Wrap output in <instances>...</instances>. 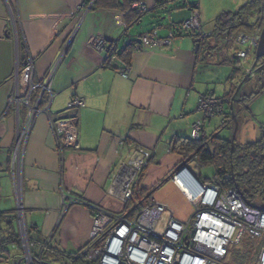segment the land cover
<instances>
[{
  "label": "crops",
  "instance_id": "1",
  "mask_svg": "<svg viewBox=\"0 0 264 264\" xmlns=\"http://www.w3.org/2000/svg\"><path fill=\"white\" fill-rule=\"evenodd\" d=\"M84 1L87 3L82 6ZM93 1L0 0V211L15 209L10 156L17 122L23 123L26 112L21 105L17 117L9 103L17 66L31 58L33 81L38 82L56 64L50 87L54 95L49 100L48 92H44L39 104L43 108L49 102L52 118L74 96L85 99L76 125L77 149L65 148L60 158L44 112L35 115L25 145L21 198L24 224L34 226V239L48 244L51 255H75L87 243L92 218L81 200L122 213L124 202L119 198V188L114 194L109 191L121 162L143 160L146 169L139 183L142 188H150L178 164L181 157L169 150V142L176 135L189 136L191 124L203 117L196 110L201 94L211 91L223 96L234 90L233 97L240 93L242 98L259 91L247 102L244 119L248 126L238 144L264 138V132L258 133L264 127L260 117L264 114V79L259 78L264 70L252 71L243 81L254 56L246 66L249 54L234 61L235 50L223 41L222 48L217 44L220 38L214 19L211 32L203 29L210 37L200 45L196 37L185 35L173 39L167 48H134L128 62L116 56L110 65L107 59L113 49L121 53L131 41L155 27L159 36H165L171 22L188 18L190 1L164 0L161 7H156V0H132L150 8L132 23H127L117 8H92ZM97 36L110 40L106 49L92 47L90 40ZM216 49L219 54L212 58ZM239 61L243 65L236 67ZM235 67L240 70L233 72ZM122 70L127 72L126 77L121 75ZM215 83L219 89L211 88ZM39 92L38 87L32 92L30 105ZM234 103L232 110L236 113ZM227 107L229 111L230 105ZM250 122L254 125L252 132L248 130ZM207 124L215 127L211 119L205 120L204 134ZM229 125L230 121L221 130ZM178 194L167 180L151 198L171 206L178 219L186 220L191 210ZM42 244L33 242L30 249H40ZM48 260L46 264H64L68 259L52 255Z\"/></svg>",
  "mask_w": 264,
  "mask_h": 264
},
{
  "label": "built area",
  "instance_id": "2",
  "mask_svg": "<svg viewBox=\"0 0 264 264\" xmlns=\"http://www.w3.org/2000/svg\"><path fill=\"white\" fill-rule=\"evenodd\" d=\"M136 6L140 11L146 9L143 3ZM196 8L190 10L188 18L174 25V28H169L165 36H159L157 29L142 34L134 48H167L177 35L186 32L198 34L197 39L207 37ZM259 35L260 30L238 31L232 36L224 35L223 41L230 43L236 51V57L243 60L256 48ZM109 42L102 36L90 40L92 47L97 50L105 49ZM55 69L56 64L47 70L41 80L34 82L32 61L31 58H26L16 68L13 76L15 87L9 99L17 117L20 106L24 105L26 108L25 120L23 123L17 122L15 143L10 156V176L16 204L14 213L25 264H34L35 261L41 264L40 259H34L27 241L21 200L25 145L34 117L39 112L48 115L55 148L62 159L65 148H78L76 125L79 111L85 106L83 97L74 96L69 105L54 118L47 112L49 102L46 107H39L44 92H48L49 100L54 95L50 87ZM121 75L126 77L127 72L122 71ZM37 87L40 89L39 95L35 97L33 105H29L31 94ZM224 102L226 100L212 92L199 96L196 110L203 117L191 124V138L200 136L205 120L215 116L223 117ZM142 166L141 159L121 162L119 172L112 179L110 193L114 194L116 188H119V198L125 203L131 195V184ZM185 167L188 168L187 165ZM184 171L185 168H180L169 180L190 207L191 213L186 220L178 219L171 206L153 198L132 218L81 200L92 218L88 241L79 255L83 257L84 264H225L229 248L239 244L246 232L253 238L262 240L253 264H264V210L250 205L235 189L222 190L215 179V183H201L202 186L193 193L181 181L180 176ZM46 245H41L40 253L46 249ZM65 263L71 264L72 261L67 260Z\"/></svg>",
  "mask_w": 264,
  "mask_h": 264
},
{
  "label": "trees",
  "instance_id": "3",
  "mask_svg": "<svg viewBox=\"0 0 264 264\" xmlns=\"http://www.w3.org/2000/svg\"><path fill=\"white\" fill-rule=\"evenodd\" d=\"M163 2L164 0H156V7H161L163 5ZM86 3L87 1H84L83 5H85ZM138 3L143 2L132 0H94L91 4V7L117 8L124 13L126 22L132 23L138 22L141 16L146 11L148 12L150 9L146 6V4L143 3L146 6V9L145 11H140L136 6V4ZM188 5L189 10H191L192 8H196L195 2H190L188 3ZM261 5H264L263 0H249L242 4L236 11H221L220 13H218L214 18V29L215 31H219L220 34H222V41L224 35L232 36L238 31L250 32L254 28L255 22H249L247 21V19H245V17L253 9L261 12ZM177 24L178 23L171 22L168 25V29L171 27L174 28V25ZM153 29H157V27ZM153 29L149 30L148 32L152 31ZM185 35L193 36L196 38L198 36V34L194 32H186L184 34L177 35V38ZM209 37L210 36L207 35V37L205 38L198 39L197 41L199 45L205 42V40ZM138 42L139 39L131 41L121 53L114 49L112 50L110 46L109 50L112 51H110L108 55L107 62L110 63V65L112 64V56H119L125 62H128L129 55L132 53V49H134L135 44ZM227 44L231 46L230 43ZM199 50L198 55L200 56L201 51ZM236 58L237 57L235 51V57L233 60L235 61ZM239 70V68L235 67L233 69V72H237ZM262 71L263 70H260L259 72L262 73ZM263 89L264 88H262L261 91ZM233 93L234 90L231 93L224 94L223 96H218L226 100L222 108L224 115L223 117L220 116V118H222V124L217 129L212 131L208 136L203 133L202 129V132L200 133V136L198 138H191L190 135H176L171 139V141L169 142V150L180 155L181 160L161 180H159L150 188H142L139 186L141 178L146 169V164H143L131 184V195L124 203L122 214H124L125 217L132 218L133 216H135V214L151 200L152 194L156 189H158L165 181H167L172 176V174L177 172L180 168L184 167L191 161H196L199 168L205 166L213 167L214 173L211 178H200V181L203 184H209L213 182L215 183V180H217L218 182L216 183L219 184L222 190L235 189L248 203L253 202L256 196H260V198L264 201V138H261L260 140L254 142H248L243 145L234 144L233 146H231L230 138L222 137L220 135L221 128H224L225 126H227V123H229V121L230 123L232 121L231 110H224V107H227V105H232V103L235 102H233ZM258 93L259 91L253 92L248 96L242 97L241 99L242 101L247 103ZM42 99L43 95L41 100ZM252 152L254 153L253 155ZM247 196L249 199H247ZM26 233L29 245L33 242H38L41 244L43 243L39 240L34 239L33 235L36 233L34 226L30 228L27 227ZM261 244L262 240L252 239V237L248 240H245L243 238L240 243L242 248L231 247L227 257L224 259V263L253 264L254 255L256 254ZM8 246H12L14 250L19 249L21 252H23L22 242L18 231L14 210L0 211V253L5 252L9 256L10 251L7 249ZM48 249L51 248H49L47 244L44 251L34 254V259H40L41 264H46V261L49 262V257H52L53 255L57 257V259L59 257H62V259L64 260L68 259L73 260L76 263H85L83 257L79 256L81 250L80 252H76L75 255L72 253L66 254L64 252H59L58 255L52 253L51 255V250ZM22 259L23 258L21 257V260Z\"/></svg>",
  "mask_w": 264,
  "mask_h": 264
},
{
  "label": "rangeland",
  "instance_id": "4",
  "mask_svg": "<svg viewBox=\"0 0 264 264\" xmlns=\"http://www.w3.org/2000/svg\"><path fill=\"white\" fill-rule=\"evenodd\" d=\"M191 3L195 2L198 6V8H196V10L198 11L199 13V18H200V21L202 22V26H203V29L205 31H209L211 32L212 31V28H213V19L214 17L221 11H236L242 4H244L245 2L249 1V0H189ZM264 2V0H263ZM264 14V13H263ZM261 16H259V14H257V10L253 9L250 11V13H248L245 17V19H247V21L249 22H255L256 24H258V18H260ZM257 18V19H256ZM257 20V21H256ZM259 23H264V19L260 18L259 20ZM256 24L254 26H256ZM217 36L219 35V40L217 42V44L222 48V37L220 35V33L218 32L216 34ZM221 40V41H220ZM219 50V49H218ZM220 51V50H219ZM254 50L250 51L249 53V59H247L245 61V64L243 65V61H239L237 62V66L236 67H240V66H246L247 64H249L254 56ZM228 54H232L230 52H227ZM218 55L219 52L217 51H213L212 52V58H214L215 55ZM208 67V66H206ZM209 68V67H208ZM206 68V69H208ZM211 69V68H210ZM212 72V70H211ZM216 74H214V77H215ZM259 78H261L262 80L264 79V74L263 75H259ZM213 82V81H212ZM217 88L219 87L218 83L216 84L215 83V86H212L211 88L213 89L214 87ZM219 89V88H218ZM217 89V92L216 93H219L220 91ZM236 89H237V86H236ZM239 96H240V93H239ZM238 96V94H236L235 99L233 101H235V103L233 104V108L235 110V114H236V120L238 122V129H237V132L235 134V138H234V144L238 145V141L240 139V134L243 132V130H245L248 126V124L246 123V119H244V115H246L248 113V110L245 109L246 106H247V103L244 102L246 105H242L237 101L240 97ZM236 101L240 104H237ZM237 106V108H235ZM227 107L225 106L224 107V110H226ZM249 116V114L247 115ZM262 117L261 119L264 121V114L262 113V115L260 116ZM221 119L220 116H215L213 117L211 120L213 123H215V127H212V126H208L207 124V127L209 128H206L205 130V135L208 136L212 131H214V129H216L220 124H221ZM251 119V118H250ZM259 121V120H258ZM264 123V122H263ZM246 127V128H244ZM254 127L253 123L250 122V125H249V131L252 132V128ZM233 128H234V122L232 121L228 127V129H222L220 131V135L222 137H227V138H231V135H232V131H233ZM257 130V129H256ZM259 130V129H258ZM262 132H264V127L262 129H260V131L258 133L262 134ZM188 167L190 166V168H193V170L191 171L194 176L200 180V178L204 179V178H211L213 176V173H214V169L213 167L211 166H205V167H200L199 168V173L197 172V163L196 162H193L192 165H187ZM189 169V168H188ZM169 180V179H168ZM171 182V181H170ZM201 182V181H200ZM172 183V182H171ZM202 183V182H201ZM175 187V186H174ZM177 190V189H176ZM178 191V190H177ZM180 194V192H178ZM178 194V195H179ZM180 198H182L181 195H179ZM183 199V198H182ZM247 199L248 196H247ZM185 201V200H184ZM186 202V201H185ZM187 203V202H186ZM250 205L252 206H256V207H259L261 209L264 210V201L260 198V196H256V198L253 200V202L249 203ZM14 207V206H13ZM15 207H16V204H15ZM252 235L249 234V233H244L242 235V238L239 242V244H236V245H233L231 247H235V248H242L240 243L242 241V239L244 238L245 240L247 239H251ZM252 239H256V240H261V239H257V238H253ZM244 242V241H243ZM230 247V248H231ZM229 248V250H230ZM7 249L10 251V254L9 256L5 253V252H1L0 253V264H25V259H24V254L23 252H21L19 249L18 250H14L12 248V246H8ZM39 248L38 246H32L31 247V252L32 254H36V252L39 253ZM229 253V252H228ZM231 253V252H230ZM228 255V254H227ZM230 255V254H229ZM8 256V257H7ZM255 256L256 254L254 255V258H253V261L255 260ZM6 257V258H5ZM21 257L23 258L21 260ZM8 258V259H7ZM48 262V261H46ZM34 264H38L36 261L34 262ZM51 264H63L61 262H56V263H51ZM77 264H83V263H77Z\"/></svg>",
  "mask_w": 264,
  "mask_h": 264
},
{
  "label": "water",
  "instance_id": "5",
  "mask_svg": "<svg viewBox=\"0 0 264 264\" xmlns=\"http://www.w3.org/2000/svg\"><path fill=\"white\" fill-rule=\"evenodd\" d=\"M68 42H70V41H68ZM257 64H259V65H257ZM250 69L251 70L245 74L243 81L250 76L252 71L256 72L258 70H264V25H263L262 29L260 30L259 40H258L257 46L255 48V52H254V60L251 64ZM263 74H264V72H263ZM241 84H242V82L238 84L236 91H238ZM230 110H231L232 121L234 122V128H233L232 135L230 138L231 146H233L235 134H236L237 129H238V122L236 120V114L232 110V105H230ZM253 154L254 153L252 152V155ZM183 168H185V171H184V174L180 176L181 181L183 182L185 187H187L191 192L195 193L200 188V186H202V184H201L200 180H198L194 176V174L188 170L187 167L184 166Z\"/></svg>",
  "mask_w": 264,
  "mask_h": 264
},
{
  "label": "flooded vegetation",
  "instance_id": "6",
  "mask_svg": "<svg viewBox=\"0 0 264 264\" xmlns=\"http://www.w3.org/2000/svg\"><path fill=\"white\" fill-rule=\"evenodd\" d=\"M263 3H264V2H263ZM261 6H262V7H261L262 11H261V12L257 11V14H259V16H261L260 18L264 19V14H263V13H264V5H261ZM260 18H258V19L256 18V19L258 20V21L256 20V21L258 22V24L255 23L256 26H254V28H253L250 32H252V31H254V30H261V29H262L264 23H259ZM254 50H255V49H254ZM251 51H252V50H251ZM247 56H248V55H247ZM257 65H259V64H257ZM257 65H256V66H257ZM240 99H241V98H240ZM238 102H239L241 105H245L244 102H242V99L239 100Z\"/></svg>",
  "mask_w": 264,
  "mask_h": 264
},
{
  "label": "bare ground",
  "instance_id": "7",
  "mask_svg": "<svg viewBox=\"0 0 264 264\" xmlns=\"http://www.w3.org/2000/svg\"><path fill=\"white\" fill-rule=\"evenodd\" d=\"M29 105H30V103H29ZM47 112H48V111H47ZM48 114H49V113H48ZM188 168H189L188 170H189V171H191V168H190V166H189Z\"/></svg>",
  "mask_w": 264,
  "mask_h": 264
}]
</instances>
